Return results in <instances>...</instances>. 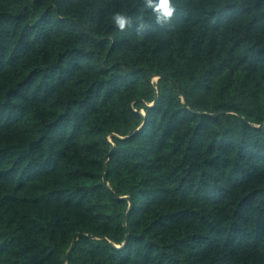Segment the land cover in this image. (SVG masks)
<instances>
[{
  "label": "trees",
  "instance_id": "1",
  "mask_svg": "<svg viewBox=\"0 0 264 264\" xmlns=\"http://www.w3.org/2000/svg\"><path fill=\"white\" fill-rule=\"evenodd\" d=\"M177 3L0 0V264H264V0Z\"/></svg>",
  "mask_w": 264,
  "mask_h": 264
},
{
  "label": "clouds",
  "instance_id": "2",
  "mask_svg": "<svg viewBox=\"0 0 264 264\" xmlns=\"http://www.w3.org/2000/svg\"><path fill=\"white\" fill-rule=\"evenodd\" d=\"M177 13V0H140V6L135 15L117 11L112 14L111 23L121 33L135 28L136 33L142 35L153 29L154 25L174 30L177 27ZM155 81L157 82L156 79Z\"/></svg>",
  "mask_w": 264,
  "mask_h": 264
},
{
  "label": "water",
  "instance_id": "3",
  "mask_svg": "<svg viewBox=\"0 0 264 264\" xmlns=\"http://www.w3.org/2000/svg\"><path fill=\"white\" fill-rule=\"evenodd\" d=\"M155 79L158 81L159 79H161V77H159V76H155ZM152 106H154V104H153V105H150V107H152ZM137 112H138L139 114H141L142 116L146 117V114H145V112H143V110H137ZM222 114H225V113H222ZM231 114H234V113H231ZM260 127H264V123H263ZM139 130H141V129H139ZM114 136L118 137L117 135H112V137H114ZM118 138H119V139H124V138H122V137H118ZM111 143H112V141H111ZM114 146H115V145L112 144V151H111L110 154L108 155L106 162H109V161H110V158H111V155H112L113 147H114ZM104 182H105L106 184L109 185V182H108V171L105 173V176H104ZM121 199H122V200H127V201L130 203V206H132V201H131V199H130L129 197H124V198H121ZM128 235H129V234H128ZM128 235H127V238H128ZM79 238H80V235H78L77 238L75 239V241L73 242L72 247H71V249H70V251H69V253H68V256H69V254H71V252L75 249V247H76V245H77V242H78ZM118 248H119V247H118Z\"/></svg>",
  "mask_w": 264,
  "mask_h": 264
}]
</instances>
